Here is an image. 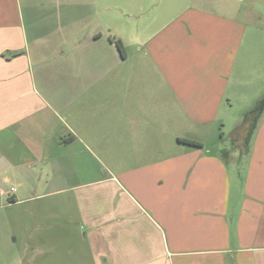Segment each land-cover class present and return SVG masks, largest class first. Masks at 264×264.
Listing matches in <instances>:
<instances>
[{
  "label": "crops",
  "instance_id": "obj_1",
  "mask_svg": "<svg viewBox=\"0 0 264 264\" xmlns=\"http://www.w3.org/2000/svg\"><path fill=\"white\" fill-rule=\"evenodd\" d=\"M0 264H264V0H0Z\"/></svg>",
  "mask_w": 264,
  "mask_h": 264
},
{
  "label": "rangeland",
  "instance_id": "obj_2",
  "mask_svg": "<svg viewBox=\"0 0 264 264\" xmlns=\"http://www.w3.org/2000/svg\"><path fill=\"white\" fill-rule=\"evenodd\" d=\"M123 33H125L124 35L126 37L127 33ZM228 113L229 115L226 119V124H223V126L221 124L219 125L218 136L215 139V150H218L219 148L230 149L235 147V145L239 143L237 139H239V133L241 134L242 131V123L246 126L245 131L248 134L251 133L253 127H255L256 114L251 113L250 116H248V110L243 107L242 103H236L234 108Z\"/></svg>",
  "mask_w": 264,
  "mask_h": 264
},
{
  "label": "trees",
  "instance_id": "obj_3",
  "mask_svg": "<svg viewBox=\"0 0 264 264\" xmlns=\"http://www.w3.org/2000/svg\"><path fill=\"white\" fill-rule=\"evenodd\" d=\"M116 42L122 50L121 40H116ZM179 141L186 143V144L195 145V146H201L202 145V142L199 140L185 138V137H179Z\"/></svg>",
  "mask_w": 264,
  "mask_h": 264
}]
</instances>
